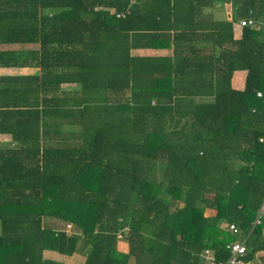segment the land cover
I'll list each match as a JSON object with an SVG mask.
<instances>
[{
  "label": "trees",
  "instance_id": "16d2710c",
  "mask_svg": "<svg viewBox=\"0 0 264 264\" xmlns=\"http://www.w3.org/2000/svg\"><path fill=\"white\" fill-rule=\"evenodd\" d=\"M217 1L230 20L196 18ZM150 4L0 0V68L39 69L0 74V264H200L238 235L245 262L264 251V0ZM240 19L257 28L235 38ZM172 41L173 58L129 53Z\"/></svg>",
  "mask_w": 264,
  "mask_h": 264
},
{
  "label": "crops",
  "instance_id": "0c3cea01",
  "mask_svg": "<svg viewBox=\"0 0 264 264\" xmlns=\"http://www.w3.org/2000/svg\"><path fill=\"white\" fill-rule=\"evenodd\" d=\"M130 1L132 4L133 3L134 4L135 3L140 4L142 11H149L151 9L150 0H138V1L130 0ZM113 12H115L114 8L111 9V13H113ZM232 15H233L232 6H231L230 2L217 1V2H214L213 5H211V6L208 5V6L203 7L202 12L200 14H198L196 16V18L201 20V22L203 24H208L211 20H215V19H218V20L229 19L230 20L232 18ZM243 21H244L243 19H240L234 23L233 31H234L235 38H240V36H241L242 27L244 26ZM256 25L257 24L255 21V24L250 25V26L257 28ZM142 30H145V31H142ZM146 31H148V30L147 29H140V32H146ZM171 35L173 36L172 32H170V36ZM156 44H157V42H155V46H157L159 48H157V47L156 48H148V47H141L140 45H137V46L132 45L131 49H129V53L131 55L137 54L140 56H152V55H157V54H160V55L170 54L172 56V54L174 52L173 41H172V44L170 45V48H168V47L167 48L166 47L161 48L160 44L159 45H156ZM208 44H209V42H207L205 40H201L197 43V45H195V47H202V49H204V48L208 47L207 46ZM172 58H173V56H172ZM37 73H39V69L32 68V67H3V68H0V74L1 75H10V74L11 75H30V74H37ZM246 74H247L246 70L234 71L232 74L231 80H230L231 87L233 89H236V90H243L245 88ZM190 77H192V75H190ZM258 91H262V90H258ZM0 139L2 141H8L10 139V136L9 135H0ZM204 215L208 216V217H213L216 215V209L211 208V207H206L204 210ZM62 223L64 224V222L58 223L57 227ZM225 223L226 222L221 223L220 226H222V224L224 225ZM75 230L76 229H73L71 231L74 232L73 234H78L79 232L77 230L76 231ZM229 232H232V233L234 232V233L239 234V230L229 231ZM117 237H118V234H117ZM118 239L119 240L117 242V250L120 252H123V253L128 252V243L126 241L122 240V234H121V237H118ZM243 239H244V237L242 238V236L238 235L237 238L233 241H241ZM227 244H226V246H227ZM205 250H209L210 253L215 257L213 249H205ZM205 250H203L200 254V257H201L200 264H207L206 258L203 255ZM78 255H82L84 257V260H85V256L79 252H76L73 255L67 256V255H62V254L55 252V251H52V250H44L43 251V258L44 259L65 262L67 264H76V263L81 264V260H78V258H79ZM258 257L261 258L262 260H264V251L263 250L258 251L256 253V257L253 260H251L249 262L244 261V263L245 264H261ZM220 260H223V259H220ZM83 263H84V261H83Z\"/></svg>",
  "mask_w": 264,
  "mask_h": 264
},
{
  "label": "built area",
  "instance_id": "2783aa9c",
  "mask_svg": "<svg viewBox=\"0 0 264 264\" xmlns=\"http://www.w3.org/2000/svg\"><path fill=\"white\" fill-rule=\"evenodd\" d=\"M128 13V12H126ZM125 13H116V17L124 16ZM244 25H254L255 21L253 19H248L243 21ZM256 95L261 97L263 96L262 91H257ZM264 110V106H263ZM261 141H264L263 138H260ZM264 217V198L257 209L256 217L253 221V225L259 224L262 221V218ZM227 231H237L239 228L233 224V223H225L221 226ZM118 237H121V234L118 233ZM246 237L241 241H232L227 244V249L229 250V256L224 260H217L215 257L210 253L209 250L204 251V257L206 258L207 264H245L243 260V256L246 253V244H245Z\"/></svg>",
  "mask_w": 264,
  "mask_h": 264
},
{
  "label": "rangeland",
  "instance_id": "374dc122",
  "mask_svg": "<svg viewBox=\"0 0 264 264\" xmlns=\"http://www.w3.org/2000/svg\"><path fill=\"white\" fill-rule=\"evenodd\" d=\"M56 229H57V230H65V231L68 232V234H70V235L74 233L73 231H71V230H73L72 225L69 224V223H65V222H64V224H63V223L60 224ZM78 256H79L78 260H81V264H83L84 257H83L82 255H78ZM81 256H82V257H81ZM76 262H77V261H76ZM76 264H78V263H76Z\"/></svg>",
  "mask_w": 264,
  "mask_h": 264
}]
</instances>
